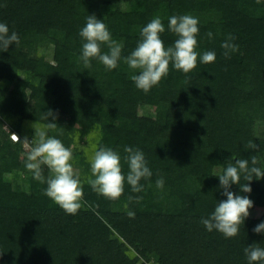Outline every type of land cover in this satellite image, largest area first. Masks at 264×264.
<instances>
[{
	"label": "trees",
	"instance_id": "trees-1",
	"mask_svg": "<svg viewBox=\"0 0 264 264\" xmlns=\"http://www.w3.org/2000/svg\"><path fill=\"white\" fill-rule=\"evenodd\" d=\"M89 15L123 45L115 69L95 58L85 68L80 31ZM174 15L199 20L197 66L184 73L170 63L168 75L145 93L131 79L139 70L124 58L156 17L165 48L174 46ZM0 23L20 40L0 52V264H249L245 248H264V233L253 231L264 222V178L244 193L241 174L229 189L263 209H249L237 236L201 223L227 199L218 176L230 163L248 159L251 166L256 156L264 169V0H0ZM229 36L238 50L226 57L221 45ZM101 50L109 52L107 45ZM209 51L215 61L202 63ZM49 110L55 120L44 119ZM48 122L57 127L47 135L71 149L82 182L75 215L45 195L47 166L44 183L25 166L37 139L33 125ZM249 141L258 148H247ZM125 146L144 153L152 176L139 182L142 192L125 180L120 198L109 199L87 183L95 179L90 158L113 149L126 177Z\"/></svg>",
	"mask_w": 264,
	"mask_h": 264
},
{
	"label": "clouds",
	"instance_id": "clouds-1",
	"mask_svg": "<svg viewBox=\"0 0 264 264\" xmlns=\"http://www.w3.org/2000/svg\"><path fill=\"white\" fill-rule=\"evenodd\" d=\"M199 20L191 15L172 16L169 18L168 28L178 36L174 46L165 48L161 39V34L165 31L164 25L159 17L154 18L141 30V41L136 49L127 57L124 62L130 69L139 70L138 75H132L131 79L135 82L138 89L147 93L153 86L160 83L163 77L169 72V64L177 70L189 73L197 66L198 53L197 35L199 33ZM212 37V33H207ZM80 36L86 42L82 47L81 59L85 68L91 67L90 60L98 59L108 69L112 70L118 66L121 59L123 45L113 40L107 25L103 20H98L95 15L87 17L86 26L80 31ZM234 37L229 36L222 43L221 47L226 51L227 57L229 51H237L238 46L230 43ZM18 45L20 43L18 34L11 32L5 23H0V52H6L9 45ZM107 45L109 52L102 53L101 46ZM216 59L215 52H205L200 60L202 63H212ZM55 116L51 110L44 114V119ZM57 127L55 122L47 123L41 127L33 125L35 129V146L31 147L27 155L26 168L32 172L34 179L45 182L42 166H47L51 175L47 178V188L45 195L58 204L67 214L75 215L82 207L83 188L82 182L74 172L71 163L73 154L70 148H66L61 140L55 137H49L45 129H54ZM14 141L20 142L17 135L12 136ZM28 143L27 140L24 141ZM247 148L257 149L258 145L249 141ZM124 152L127 155L124 160L128 163L130 171L125 177L122 174L121 156L111 148H100L94 152L90 158L92 175L95 179L89 178L87 183L93 190L99 192L109 199H119L124 192L125 180L131 185L133 192H142L143 185L139 182L141 179H148L152 172L147 166L144 153L139 149L125 146ZM257 165V157H251V166L248 159H237L235 164H229L223 174L219 175L220 187L223 189V195L226 200L218 202L214 212L207 219H202L201 223L208 231L213 229L221 232L226 238L237 236L240 226L249 216V209L253 207V201L248 196H240L231 192L229 189L233 184L240 185L241 174L247 183L240 186L244 193H251L249 186L254 178L259 180L264 178V169ZM157 188H163L164 179L161 177L156 181ZM135 199L137 202L142 197H129V200ZM130 217L133 212H128ZM256 233H264V222L258 224L254 229ZM245 254L248 257L249 264L253 262L264 261V248L252 244L245 248Z\"/></svg>",
	"mask_w": 264,
	"mask_h": 264
},
{
	"label": "rangeland",
	"instance_id": "rangeland-1",
	"mask_svg": "<svg viewBox=\"0 0 264 264\" xmlns=\"http://www.w3.org/2000/svg\"><path fill=\"white\" fill-rule=\"evenodd\" d=\"M50 66L51 67H54V64L53 63H50ZM184 201L185 202H189L190 201V196H185L184 197ZM262 211H263V209H259L257 207H252L250 209V214L259 215ZM150 264H160V263H158V262H151Z\"/></svg>",
	"mask_w": 264,
	"mask_h": 264
}]
</instances>
